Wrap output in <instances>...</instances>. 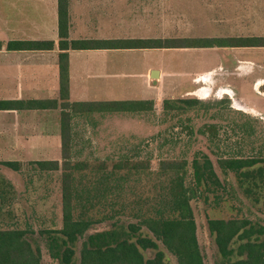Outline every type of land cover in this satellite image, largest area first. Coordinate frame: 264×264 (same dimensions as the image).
<instances>
[{
    "label": "rangeland",
    "instance_id": "1",
    "mask_svg": "<svg viewBox=\"0 0 264 264\" xmlns=\"http://www.w3.org/2000/svg\"><path fill=\"white\" fill-rule=\"evenodd\" d=\"M161 1L152 0V38L155 39L160 38ZM201 2L200 8L192 11L193 17L183 8L176 11L179 17H170L174 28L169 32H180L178 38L181 39L191 35L190 31L206 35L207 12L203 7L206 8L207 3L206 0ZM198 44L203 45L202 41ZM181 51L149 52L153 65L157 66L163 56L173 66L169 68L172 73L165 75L162 83L141 90L147 98L157 97V101L152 100V110L78 121L69 161L85 164L83 171L74 172V185L80 201L89 200L84 212L87 210V215L96 223L74 244V264H79L81 246L88 235L137 223L134 213L155 215L162 210L169 180L174 176V172L162 170V163L185 162L184 186L190 190L194 186L192 161L202 162L207 157L221 183L218 188L201 186L190 193L189 205L203 264L227 263L217 251L214 236L206 226L207 220L246 219L264 225V63L246 73H214L209 77L180 74L182 62L188 56ZM254 51H258L256 58L264 62L263 50ZM198 53L201 52L193 55ZM201 55L206 58V54ZM248 55L253 56L251 52ZM126 70L134 68L127 66ZM131 74L119 77L121 85L137 87L136 74ZM199 89L207 93L201 95L197 93ZM180 99L198 102L192 107L175 103L172 110H163L164 100ZM24 152L23 158L27 159H47L54 155V149H25ZM221 158L259 159L261 162L242 169L244 174L223 173L218 164ZM102 164L105 169L101 174L94 168ZM115 165L123 168L113 173ZM134 165L139 168L132 169ZM4 169L0 165V230L25 231L24 239L33 251H39V264H57L50 258L48 247L49 237L54 236L51 231L62 225L61 169L58 174L39 175L35 174L38 170L32 162H25L16 189L7 184ZM79 206L77 204L76 213L83 211ZM141 233L154 239L145 227L141 228ZM156 243L164 253L165 263L177 264L160 241ZM236 246L234 242L232 247ZM141 253L145 259H150L155 251L141 250Z\"/></svg>",
    "mask_w": 264,
    "mask_h": 264
},
{
    "label": "crops",
    "instance_id": "2",
    "mask_svg": "<svg viewBox=\"0 0 264 264\" xmlns=\"http://www.w3.org/2000/svg\"><path fill=\"white\" fill-rule=\"evenodd\" d=\"M68 41L120 40L189 41L203 46L137 47L67 50L68 102L104 103L117 101L147 102L141 90L162 83L172 73V62L161 57L157 66L149 60V52L182 50L187 54L180 74L213 75L252 72L264 62L258 60V51L264 46H229L222 42L232 39L262 38L264 40V0H206V35L190 34L178 38L180 32L169 29L174 25L170 17H179V9L200 8L201 0H162L159 19L160 38H152V0H66ZM180 15V14H179ZM172 28V29H173ZM169 35V36H168ZM178 38V39H177ZM18 41H51V50H8L7 44ZM58 0H0V101L58 102L52 109L0 110V163L17 162L19 170L4 169L7 184L18 188V175L23 164L32 162L35 174H58L61 166V129L59 107ZM194 52H201L193 55ZM249 52L253 56H249ZM200 54V55H199ZM201 54H206V58ZM201 58V59H200ZM199 59V60H198ZM208 61L207 64H203ZM193 65H192V64ZM197 63V64H194ZM191 64V65H189ZM247 64V65H245ZM131 66L134 70H126ZM138 66V67H137ZM136 67L138 69H136ZM188 68V69H187ZM133 71V72H128ZM152 71L158 77L153 81ZM135 73L137 82L121 85L119 77ZM132 75V74H131ZM70 147L77 134L79 120L120 112H70ZM76 132V133H75ZM74 138V139H73ZM25 149H54L47 159H27ZM58 163L57 170L42 171L37 162ZM1 165V164H0ZM3 166V165H2ZM34 174V175H35ZM61 174V173H60ZM33 175V176H34ZM61 200V189H60Z\"/></svg>",
    "mask_w": 264,
    "mask_h": 264
},
{
    "label": "trees",
    "instance_id": "3",
    "mask_svg": "<svg viewBox=\"0 0 264 264\" xmlns=\"http://www.w3.org/2000/svg\"><path fill=\"white\" fill-rule=\"evenodd\" d=\"M68 18L67 1L58 0V37H59V107L60 129H61V228L53 230L54 236L49 237V256L57 264H74V244L95 223L87 215L85 204L80 201L78 189L74 185V172H81L85 164H71L69 161L70 145V112H90L91 110L101 112H143L152 110V101L134 102L117 101L104 103H69L68 102V71L67 50H83L98 48H161L165 47H188L199 45V42L189 41H139L120 40L116 42L102 41H68ZM264 46L262 38L232 39L229 46ZM8 50H51V41H18L10 42L6 47ZM196 99H180L176 102L164 100L162 108L164 111L172 110V104L181 103L186 107L194 106ZM56 100L50 101H0L1 109H52L57 108ZM147 106V109H146ZM259 159L226 158L218 159V164L223 173L232 172L244 174L241 170L251 168ZM1 165L14 171L19 170L17 162H2ZM185 162L162 163V170L172 171L173 177L169 180L167 196L155 215L149 213H134L137 223H130L125 228L117 227L90 234L82 243L79 264H166L164 253L158 249L156 241H160L163 247L171 253L177 264H203V258L196 239L195 221L192 216L189 200L192 189L201 186L206 189L221 186L212 164L207 157L202 162L194 159L191 164L194 186L190 190L184 186L186 174ZM40 170H57L58 163L37 162ZM123 167L115 165L111 172L118 171ZM139 168L134 165L132 169ZM103 173L105 167L99 165L94 168ZM80 192V191H79ZM79 202L76 203V200ZM92 199V198H91ZM79 204L83 211L76 213ZM78 214V215H77ZM207 229L214 236V243L219 255L227 260L226 264H264V225L253 224L246 219H209L206 222ZM145 227L154 239L144 236L141 228ZM25 231L0 230V264H39V251H33L30 244L24 239ZM237 242L235 248L232 244ZM141 250H154L152 258L145 259ZM236 257L235 260H232Z\"/></svg>",
    "mask_w": 264,
    "mask_h": 264
},
{
    "label": "water",
    "instance_id": "4",
    "mask_svg": "<svg viewBox=\"0 0 264 264\" xmlns=\"http://www.w3.org/2000/svg\"><path fill=\"white\" fill-rule=\"evenodd\" d=\"M150 77L153 81H155V79H157L158 77L157 71H152V73L150 74Z\"/></svg>",
    "mask_w": 264,
    "mask_h": 264
},
{
    "label": "bare ground",
    "instance_id": "5",
    "mask_svg": "<svg viewBox=\"0 0 264 264\" xmlns=\"http://www.w3.org/2000/svg\"><path fill=\"white\" fill-rule=\"evenodd\" d=\"M197 93L201 94V95H205L207 93V91H204L203 89H199L197 91Z\"/></svg>",
    "mask_w": 264,
    "mask_h": 264
}]
</instances>
